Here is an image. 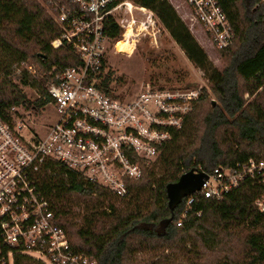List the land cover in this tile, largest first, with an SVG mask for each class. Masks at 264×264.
Instances as JSON below:
<instances>
[{
    "label": "trees",
    "instance_id": "16d2710c",
    "mask_svg": "<svg viewBox=\"0 0 264 264\" xmlns=\"http://www.w3.org/2000/svg\"><path fill=\"white\" fill-rule=\"evenodd\" d=\"M131 1L154 13L187 59L204 73L217 103L209 101L206 107L207 94H199L182 127L171 130L170 139L161 144L154 162L157 167L128 180L124 197L51 160L33 175L37 189L48 200L71 248L94 257L97 264H170L173 254L156 255L149 261L134 259L137 249L157 245L179 250L187 259L190 250L185 245L191 235L207 251L220 253L214 264H264V219L254 206L261 193L257 182L245 180L222 200L195 205L201 215L180 227L175 222L184 200L171 213L165 191L168 183L194 167L209 173L219 165L264 157V0H217L233 31L231 44L220 50L226 62L222 70L213 66L167 0ZM104 31L112 41L121 37V29L112 20ZM59 37V28L38 0H0V117L9 120L13 106L37 111L52 101L46 90L50 67L79 62L71 47L55 46ZM28 57L34 59L41 76L22 69L18 79L38 93L34 101L26 99L9 77L12 65ZM101 83L106 88L109 76ZM221 129L234 137V147L227 151L217 137ZM71 197L86 207L81 217L73 214ZM117 201L120 207L115 206ZM239 242L243 249L236 252ZM14 264L42 263L15 253Z\"/></svg>",
    "mask_w": 264,
    "mask_h": 264
},
{
    "label": "built area",
    "instance_id": "2783aa9c",
    "mask_svg": "<svg viewBox=\"0 0 264 264\" xmlns=\"http://www.w3.org/2000/svg\"><path fill=\"white\" fill-rule=\"evenodd\" d=\"M38 1L59 28L55 46L71 47L79 62L50 67L46 90L56 116L40 132L32 133L23 124L15 126L12 112L9 120L0 117V264H14L15 253L42 264H97L94 257L71 248L48 200L37 189L34 173L46 161H55L124 197L126 182L142 175L141 162L157 159L161 144L170 139L171 130L182 127L199 91L147 86L126 98L112 93L110 85L102 86L108 75L106 50L112 41L104 31L107 21L117 24L119 40L130 44L131 36L155 27L152 11L131 0ZM180 1L217 51L231 44L233 31L217 0ZM135 14L144 18L137 20ZM119 40L112 43L116 53ZM37 70L27 67L33 77ZM198 170L207 179L183 198L175 222L178 227L201 215L195 205L222 200L245 180L260 185L254 206L264 219V161L219 165L209 173Z\"/></svg>",
    "mask_w": 264,
    "mask_h": 264
},
{
    "label": "rangeland",
    "instance_id": "374dc122",
    "mask_svg": "<svg viewBox=\"0 0 264 264\" xmlns=\"http://www.w3.org/2000/svg\"><path fill=\"white\" fill-rule=\"evenodd\" d=\"M167 1L173 6L178 16L188 27L189 31L202 47L213 66L218 70H222L226 62L222 57L221 52L213 47L201 26L191 17L183 3L180 0ZM134 17L138 20L144 18V15L135 14ZM154 22L155 27H152L149 30V33L144 32L137 37L131 36L128 39L132 48L118 45L125 50L115 46L116 53L112 46L114 41H110V45L106 50V69L110 78L109 85L111 87V92L116 95L131 98L145 90L147 86L162 88L182 87L196 89L199 91V94L206 93L207 98L204 103L206 104V107L209 101L216 104L217 99L211 92L210 85L204 76V73L187 59L184 52L155 16ZM28 65H32L39 69L37 70L36 77L40 78L41 70L31 57H28L25 62L12 65V72L9 77L25 95L26 99L34 101L37 99L38 93L31 87L22 85L18 79L22 69L27 71ZM245 98H247V95H245ZM15 107L17 110L10 111V113L16 112V115L11 113V115H13L15 126L23 124L32 133L40 132L43 126L48 125L56 116L51 102L39 107L37 111L25 109L24 106ZM22 130V133L30 135L26 129ZM217 137L221 140L223 151H227L234 147V137L230 131L226 132L221 129L218 132ZM260 160L264 161V157ZM155 161L156 159L148 162H141L140 166L142 173L146 170L148 171L149 169H152L153 166L157 167L156 163L154 165ZM155 171L158 170L155 169ZM70 202L75 216L81 217L85 214L86 207L83 203H80L74 197L70 198ZM115 206L120 207L118 201L115 202ZM156 229L159 230L160 228L157 227ZM71 239L74 243H79L75 237H72ZM195 242L196 247L193 246V243ZM166 248L167 247L165 246L160 247L157 245L154 249H137L133 256L136 261H149L150 259H154V256L156 255L172 256L173 254L175 259H173L170 264H214L220 255L218 252L207 251L199 245L195 235H191L190 241L185 245L186 250H190V253L187 255L188 260L186 257H183V255H180L179 250ZM235 248V251L239 252L243 249L242 243H236ZM195 252L198 254H195Z\"/></svg>",
    "mask_w": 264,
    "mask_h": 264
},
{
    "label": "water",
    "instance_id": "95a60500",
    "mask_svg": "<svg viewBox=\"0 0 264 264\" xmlns=\"http://www.w3.org/2000/svg\"><path fill=\"white\" fill-rule=\"evenodd\" d=\"M205 179H207L206 173L193 168L180 175L177 181L168 183L165 191L171 213L185 196L199 190Z\"/></svg>",
    "mask_w": 264,
    "mask_h": 264
},
{
    "label": "bare ground",
    "instance_id": "6f19581e",
    "mask_svg": "<svg viewBox=\"0 0 264 264\" xmlns=\"http://www.w3.org/2000/svg\"><path fill=\"white\" fill-rule=\"evenodd\" d=\"M122 43H123V44H126V45H123ZM118 45H120V46H125V47H128V48H132V45L128 44V42H126L125 40H119V41L115 44V46H117L118 48L125 50L124 48L119 47Z\"/></svg>",
    "mask_w": 264,
    "mask_h": 264
}]
</instances>
